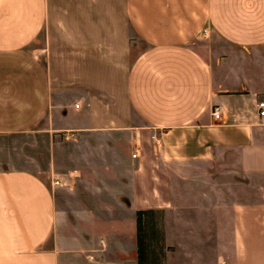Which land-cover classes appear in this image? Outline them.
<instances>
[{
  "label": "crops",
  "instance_id": "0c3cea01",
  "mask_svg": "<svg viewBox=\"0 0 264 264\" xmlns=\"http://www.w3.org/2000/svg\"><path fill=\"white\" fill-rule=\"evenodd\" d=\"M259 101L264 0H0V264H135L82 205L119 176L197 264H264ZM117 136L137 156L102 177Z\"/></svg>",
  "mask_w": 264,
  "mask_h": 264
},
{
  "label": "rangeland",
  "instance_id": "374dc122",
  "mask_svg": "<svg viewBox=\"0 0 264 264\" xmlns=\"http://www.w3.org/2000/svg\"><path fill=\"white\" fill-rule=\"evenodd\" d=\"M132 124H136L134 119L131 122ZM122 138L124 137L122 136ZM122 138L120 137V140L117 141L116 149L114 148L111 151H97L96 149V155L92 163L95 164V172L101 173L102 177L104 175L113 176L115 162L123 165L125 159L129 160L133 148H131L129 142H123ZM168 145L172 147V144ZM119 178L121 183L115 182L114 184L104 179L98 180V183L91 178V185H86L87 201L82 205L93 212L94 221L104 220L107 223V228L111 225L119 229V231L111 232L114 241L121 240L127 242L128 245L132 241V247H124L123 251H128L131 248L135 250V264L137 260L140 264H197L196 258L199 255L198 249L201 243L195 242L193 235L190 238L182 237L184 235L181 233L183 228L178 227L182 218L171 208L150 211L141 217L143 221V254L138 259L134 221L135 211L133 217L125 212V209L131 208V184L126 177L119 176ZM96 194H101V200L94 199ZM190 230H193V228H190ZM212 254L214 257L218 253L214 250Z\"/></svg>",
  "mask_w": 264,
  "mask_h": 264
},
{
  "label": "built area",
  "instance_id": "2783aa9c",
  "mask_svg": "<svg viewBox=\"0 0 264 264\" xmlns=\"http://www.w3.org/2000/svg\"><path fill=\"white\" fill-rule=\"evenodd\" d=\"M200 37L203 38V37H206V30H202L201 33H200ZM75 108H77V105L76 104H73ZM256 110H257V114L259 115V117H263L264 116V103L259 101V103L256 104ZM209 116L211 118V121L213 123H216L218 121H220V118H221V115H220V109L216 106V107H211L209 109ZM65 139L67 138L66 136L64 137ZM154 136L151 137V139H153ZM133 152L131 153L130 157L133 159V158H136L137 156V151H138V148H135L133 147ZM58 182L56 181L54 183V185H57Z\"/></svg>",
  "mask_w": 264,
  "mask_h": 264
},
{
  "label": "trees",
  "instance_id": "16d2710c",
  "mask_svg": "<svg viewBox=\"0 0 264 264\" xmlns=\"http://www.w3.org/2000/svg\"><path fill=\"white\" fill-rule=\"evenodd\" d=\"M149 213L148 210L145 211H135L134 212V221H135V234L137 236V253H138V259L141 258L142 254H143V250H142V226H143V221L141 219V217L145 216V214ZM136 264H140V262H138Z\"/></svg>",
  "mask_w": 264,
  "mask_h": 264
}]
</instances>
